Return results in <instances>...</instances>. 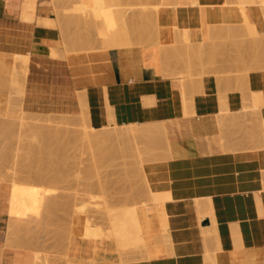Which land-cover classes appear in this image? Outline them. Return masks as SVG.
Masks as SVG:
<instances>
[{"label":"crops","instance_id":"0c3cea01","mask_svg":"<svg viewBox=\"0 0 264 264\" xmlns=\"http://www.w3.org/2000/svg\"><path fill=\"white\" fill-rule=\"evenodd\" d=\"M20 1L0 0V57L9 64L15 54L28 56L24 111L83 115L93 129L158 121L169 143L167 159L146 172L151 184L170 193L163 203L167 242L120 263L107 242L73 233L72 262L264 264V143L252 147L242 127L252 92L261 101L253 111L264 120V69L222 73L230 69L226 62L205 65L202 73L200 67L188 74L184 69L188 58L206 53L210 38L244 22L236 2L162 0L158 43L65 52L58 26L47 23L55 22L49 4L36 0L33 19L25 20ZM244 10L257 29L264 27L255 7ZM51 48L63 51L54 56ZM176 50H183L182 61L174 59ZM5 73L0 72V102L10 84ZM10 192L0 182V264H36L32 251L6 245L1 234Z\"/></svg>","mask_w":264,"mask_h":264},{"label":"rangeland","instance_id":"374dc122","mask_svg":"<svg viewBox=\"0 0 264 264\" xmlns=\"http://www.w3.org/2000/svg\"><path fill=\"white\" fill-rule=\"evenodd\" d=\"M95 1L93 2V0H85V1L84 0H40L41 3L49 4L52 15L55 18V22L52 19H49L47 23L57 25L59 30L61 28L60 33L62 38V46L65 52H70V51L80 52V51H90L94 49L122 48V47L133 46V44L147 45L148 43H153L152 41L154 40L155 43H158L159 41L157 40L158 39L157 32L159 31L158 17L160 18L159 9L162 6V3H160L162 2V0H95ZM237 1L238 0H230L229 2L230 3L236 2L238 6V10H241L239 12L241 13L245 21L248 19L247 14L244 10L245 5H249L250 7L252 6L255 7L262 14V17L264 19V0H248V1L245 0L246 2L245 1L243 2L242 0L240 2ZM250 1L253 2L250 3ZM20 3H21L20 6L21 18L25 20H32L36 6V0H33V2L21 0ZM98 7L99 10L101 9L100 11L97 9ZM145 11L147 14L145 13ZM153 11H156L158 15L155 12L154 14L151 13ZM126 12L129 13L130 15L126 14ZM124 13L126 14V17L124 16ZM141 13H143L144 16ZM86 14H88V16L90 15V17H88ZM80 20L81 23H84V25L86 26L82 24L80 27V25H78L77 23V21L79 22ZM84 20L85 22H88V24H85ZM75 21H76V26L73 25ZM247 21L245 24L243 22L238 25H232L233 28L232 26L226 27L224 29L226 33L223 36L216 35L210 38L208 43L209 49L206 51V53L203 52L202 54L199 55H193L191 58L187 59V62L186 61L184 62L185 72L188 74L193 68L200 67V70H198V72L202 73L204 72L203 69L205 65H210V64L221 65L224 64V62L230 64V69L228 71H224V70L220 71L222 73H226V72L247 73L249 70H253V69H264V27L262 29H257L256 25L250 21L248 22V24L251 23L252 26L251 25L249 26H251L252 28L251 27L249 28L248 25L247 28V26H245L247 24ZM67 22L70 24L68 25ZM86 28H88L87 31H85ZM90 29H92V31ZM83 30L85 32H83ZM133 30H135L134 33ZM80 34L82 37L80 36ZM89 37L92 38L89 39ZM83 39H85L88 42H84ZM218 48L220 49L218 50ZM252 48L253 50L255 49L256 50L255 52L253 51L251 55L254 53H255L254 55H256L257 54L256 52H258L259 55L262 57V59L258 55L257 57L258 59L254 58L255 62L253 61L254 60L253 55L252 57L251 55H249L250 52H252V50H250ZM241 49L243 53L244 51L249 50L250 52L248 51L247 53L249 54H247L246 56H249L250 58L247 57L246 60L245 59L243 60L242 58L243 57L245 58L246 56H244V54L241 52ZM52 50H54L55 52ZM56 50H57L56 48H52L50 49V53L51 54L54 53L56 55L59 49L57 50V52ZM176 52L177 53H175L174 59L177 60L179 59V61L181 59L182 61L183 59L182 51L179 52L178 50H176ZM210 52L212 54H209ZM241 53H242V57H241ZM210 55H213L214 57ZM238 55L240 57H238ZM12 57L13 58L11 63L8 64L10 66H6L7 68L6 67L3 68L6 71L5 74L9 76L8 78L10 82L6 92L7 99L3 102H0V182L7 183L11 187L10 196L8 198V212H7L6 223L4 224V228L2 229V233H1L5 238V244L8 246H11L12 244V246L15 245L17 247L29 249L30 251H32V253H34L33 258L37 264H84V263H73L70 257L68 256L69 239L73 235V233L87 239L92 238L95 241L107 242L110 248L109 249L110 253H112V255L116 254L120 263L133 258L132 256L134 255H143V253L145 255L147 253L150 254L149 246H152L154 248V251H156L157 249L156 247H159L160 245L166 243L168 240L167 229H166L167 227L164 221L165 214L161 215L164 212L161 213L162 211L159 207L161 203L162 205L161 207L163 208L162 202L164 203V201L167 199L168 196L165 199L162 197L163 193L161 194L162 196L158 195L159 193H157V195L161 196L163 199L156 196L154 199V195L151 196V194L153 193L151 194L149 192L147 193L148 189L146 182L150 186H152L151 188H154L156 186L151 184L150 182L151 180L150 176L152 175H149L146 172L153 165H156L167 159L168 157L167 153H169V147H168L169 143L166 144L167 146L166 149L164 141L157 139V137H156L157 139L156 141L155 137L154 138L152 137L156 135L154 132L151 135V138L153 139H150L148 136L146 137L149 138L148 140L145 138L144 139L137 138L134 139L133 141H129L131 142L130 144L129 142L126 143L127 146L130 147V150L129 147L126 146V144H125V148L124 147L121 148L123 150L125 149V151L128 149L129 151H127L126 153H123V150L121 151V149L120 151H118L119 148H117L118 150H116L115 148L116 151L114 150V152L111 154H106L105 149L103 150L101 149L99 150V152L98 151L94 152L95 149L91 151L90 148L87 147L88 145H86L83 139H85V136H87L88 134L95 132L96 129L91 128L89 124L86 123L83 115H79V116L70 115L69 120H62V122L59 123L60 125L59 124L58 125L62 127V129L73 128V130H76L74 128H77L78 130H76L75 132L71 131L73 133L71 135L69 134L70 138L68 132L66 133L65 131H59L61 133L59 134L60 136L62 135V132H65L67 134V135L65 134V136H63L62 139L65 148L59 149V146L61 147V145L59 144L62 143L60 142L62 141L60 140L61 138L58 136V138H60L59 139L60 141H58V138L56 136L57 140L53 138L56 140L54 141L52 137L50 138L49 136L51 135V133L53 135L55 133L54 132L55 130H53V132H51V130L50 131L48 130L47 132L48 133L50 132V134L48 135L47 133L48 136H46L43 135L44 133L42 134L43 131L46 132L47 130L46 128H44L45 130H43L42 132L39 131L41 130V128L40 129L38 128L39 130L34 127L32 128L33 125L35 126L41 124H49L47 122H44L43 119L41 118V117H45L46 115L42 113L33 114L26 112L22 109L21 101L23 96V82L26 76L24 74L25 73L27 74V69H28L27 67L23 68L22 66L23 63L24 66L28 65L25 64L24 62L26 59H27L26 62H28V56L23 54H15ZM206 57L208 58V61L206 60L207 59ZM237 57L238 59L240 58L241 61L240 60L238 61V59H236ZM259 57L261 59L260 61L263 60L262 63H257L259 62L258 61ZM209 58H212L213 60L210 59L211 60L210 61ZM235 59L237 61H235ZM1 60L3 59L0 57V61ZM17 60L21 62H18L17 64ZM233 62H236L237 65L234 64ZM237 62H241L242 64L238 65ZM19 64H21L22 66ZM252 95H258V93L252 92ZM255 108H257V106L255 105L254 100H252V109L250 110V117L242 118L243 120L242 127H244V129L246 130L248 137L250 138V141L252 143V147L257 146L259 144L261 145V141L264 143V138H263L264 120L260 118L257 119L256 114L253 111V109ZM48 116L52 118H55V116L56 117L59 116L58 118H61V116H63L62 118L69 117V116L50 114V113ZM30 124L32 126H30ZM50 124L56 126L55 123L53 122ZM53 126H51V128ZM111 127L112 126H110L108 129L110 130ZM123 127L124 125H115V129H121ZM260 129L262 131H260ZM35 132H39V134ZM57 133L58 131H56V134ZM85 133L87 135H85ZM157 134H158L157 136L159 137L160 134L159 133ZM39 135L40 136L42 135L43 137L42 136L39 137ZM55 135L53 137H55ZM38 137L40 139H38ZM46 137L50 139L46 140ZM42 138L46 140L47 144L52 139L51 144L59 145L58 149L60 151L65 150L64 154L56 153V156H54L55 154L53 153H55V151H58V149L55 151L50 149L49 152L48 151L49 149H47V147L53 148L54 145L50 147L49 144L47 146L45 144L46 142L45 143L42 142L41 145ZM39 140H40V144H39ZM158 141L160 142L158 143ZM32 142L33 144H29ZM56 142H60V143H56ZM123 142H120L119 144L123 145L124 144ZM38 145H40V147ZM131 145L133 147V151L131 149L132 148ZM41 146L44 149L41 148ZM145 146H147L151 150L146 149L147 147ZM55 147L57 146H54V149ZM34 148L35 150L36 148L39 149L37 150V152L39 151L38 152L39 154H37L38 157H40L42 152H44L42 154L43 156L48 153L50 155V153L52 152L51 155L56 157V159L59 158L57 160L58 161L57 163L54 161L55 159L52 160L53 156L52 158L50 157L51 155L45 156V160L49 159L48 156L50 157L49 161H52V164L55 165V166L53 165V168L56 167L55 172L53 171V169H51L50 171L47 170L48 168L46 169L47 171L43 169L46 168L44 167V165L46 164L48 165L50 164V162L48 163V160L47 161L42 160V162L45 161L46 164L44 162L41 163L40 159L42 158V156L39 158V162L42 165L44 164L42 166L43 168L41 167L40 163L37 161L38 159H36V154H35L36 151H33ZM103 152L105 155H103ZM115 152L116 153L119 152V153L115 155ZM121 152L123 153L122 155ZM137 152L140 154H138ZM94 153H96L98 157ZM98 154H100V156ZM32 155L35 158H33ZM105 156L106 158L103 161L102 159H104L103 157ZM136 157H137V161H136ZM94 159H96L95 162L97 164L93 162ZM107 159L108 161H106ZM132 159H134V161ZM97 160L100 161L99 162L100 164L98 163ZM30 163L32 164L34 163L35 165L34 164H33L34 166L32 164L30 165ZM52 164L51 166L48 165L47 167L51 168ZM29 167L32 169L31 171ZM39 167L43 169L44 172ZM26 168H28L27 169L28 171L26 170ZM39 170H41L42 173ZM137 170L139 172L141 171L142 174L139 173ZM41 174L44 177L39 176ZM142 177H145L146 180L145 183L143 182L145 180H142ZM136 186L139 187L142 186V190L141 187H140L141 191L138 189V187L136 189ZM133 187H135L136 191L132 193L131 189H133ZM143 190H146L145 192L147 194L145 193L142 194ZM136 192L138 195H136ZM166 193H164V195ZM148 196H150V198ZM41 199L42 200L45 199V201L47 200L51 201V203L50 202L48 203L47 201V203L45 204V201L43 200L42 202ZM148 199L150 200L148 201ZM42 203L48 205L49 209L47 210L48 207L46 206V211L50 210L51 213L50 211L49 214L48 212L43 211L45 209L44 207L45 205L43 206ZM52 203L54 209H52L51 206ZM152 203L153 205H151ZM42 207L44 209H42L41 211L40 208ZM155 208L157 210H154ZM148 210L149 212L147 213L146 211ZM151 213H154V217L152 216L153 214ZM82 216H84L85 218ZM142 216L144 219L142 218ZM149 218L150 219L153 218L152 222ZM144 221L147 222L148 227ZM128 222L130 224H128ZM142 222L146 224V226L142 224ZM153 223L154 224L156 223L157 225L156 224L154 225ZM131 224L134 225L133 226L135 227L134 229H132L133 227ZM129 225L131 228L129 227ZM127 228L128 230H126ZM134 232L137 233L138 235L137 234L134 235L135 234ZM127 233L130 234L126 235ZM148 233L151 234V236ZM107 236H109L110 238H108ZM112 238L114 240H112ZM120 238L122 240L121 242L116 241V240H120ZM124 238L126 239V241H124L125 243H123L122 246V244L120 243L123 242ZM20 239L22 240V242H20ZM9 241L11 243L10 245L8 244ZM132 242L133 243L135 242V244H133ZM136 245L137 247H135ZM126 246L128 247L130 246V247L128 248ZM92 262H94V264L95 263L98 264V262L95 261H91L90 264H93Z\"/></svg>","mask_w":264,"mask_h":264},{"label":"bare ground","instance_id":"6f19581e","mask_svg":"<svg viewBox=\"0 0 264 264\" xmlns=\"http://www.w3.org/2000/svg\"><path fill=\"white\" fill-rule=\"evenodd\" d=\"M26 1H28V2H33V0H26ZM84 1H85V0H84ZM94 1H95V0H93V2H94ZM240 1H241V0H238L237 2H240ZM242 1L244 2L245 0H242ZM246 1H248V0H246ZM246 1H245V2H246ZM95 2H96V1H95ZM124 2H125V1H124ZM157 2H158V1H157ZM159 2H160V1H159ZM223 2H224V1H223ZM243 2H241V3H243ZM251 2H253V1H250V3H251ZM83 3H84V2H83ZM96 3H97V2H96ZM96 3H95V4H96ZM160 3H162V2H160ZM256 3H257V2H256ZM84 4H85V3H84ZM93 4H94V3H93ZM196 4H197V2H196ZM254 4H255V2H254ZM85 5H86V4H85ZM88 5H89V4H88ZM97 5H98V4H97ZM97 5H96V6H97ZM90 6H91V5H90ZM96 6H95V7H96ZM254 6H255V5H254ZM252 7H253V6H252ZM97 9L99 10V7H98ZM125 9H126V8H125ZM91 10H92V9H91ZM100 10H101V9H100ZM100 10H99V11H100ZM102 10H103V9H102ZM123 10H124V8H123ZM155 10H156V9H155ZM85 11H86V10H85ZM138 11H139V9H138ZM239 11H241V10H239ZM262 11H263V10H262ZM90 12H91V11H90ZM147 12H148V11H147ZM154 12L156 13V11H153V12H151V13L154 14ZM88 13H89V12H88ZM98 13H99V12H98ZM145 13H146V11H145ZM145 13H144V14H145ZM149 13H150V12H149ZM126 14L130 15V14L127 13V12H126ZM126 14L124 13V16H125V17H126ZM131 14H132V13H131ZM136 14H137V13H136ZM141 14L143 15V13H141ZM146 14H147V13H146ZM156 14H157V13H156ZM159 14H160V13H159ZM86 15L88 16V14H86ZM99 15H100V14H99ZM150 15H151V14H150ZM157 15H158V14H157ZM101 16H102V14H101ZM131 16H132V15H131ZM143 16H144V15H143ZM88 17H90V15H89ZM133 17H134V16H133ZM139 17H140V16H139ZM139 17H138V18H139ZM145 17H146V16H145ZM155 17H156V16H155ZM58 18H59V17H58ZM67 18H68V17H67ZM72 18H75V17H72ZM85 18H86V17H85ZM129 18H130V17H129ZM149 18H150V17H149ZM245 18H246V17H245ZM78 19H79V18H78ZM89 19H90V18H89ZM142 19H143V17H142ZM156 19H157V18H156ZM75 20H76V19H75ZM82 20H83V19H82ZM108 20H109V19H108ZM133 20H134V19H133ZM133 20H132V21H133ZM139 20H140V19H139ZM158 20H159V17H158ZM247 20H248V19H247ZM247 20H246V21H247ZM59 21H60V20H59ZM128 21H129V20H128ZM141 21H142V20H141ZM156 21H157V20H156ZM244 21H245V20H244ZM246 21L244 22V24L246 23ZM68 22H69V21H68ZM68 22H67V23H68ZM82 22H83V21H82ZM84 22H85V20H84ZM145 22H146V21H145ZM248 22H250V21H247V24H246L245 26H247V25H248V26H249V25L252 26V24H251V23L248 24ZM58 23H59V22H58ZM67 23H66V24H67ZM77 23H78V25H80V27H81L82 24L84 25V23H81V20H80L79 22L77 21ZM80 23H81V24H80ZM93 23H94V22H93ZM153 23H154V22H153ZM234 23H235V22H234ZM61 24H62V23H61ZM69 24H70V23H68V25H69ZM85 24H88V22H85ZM91 24H92V23H91ZM91 24H89V25H91ZM129 24H130V23H129ZM129 24H128V26H129ZM73 25L76 26V21L73 23ZM118 25H119V24H118ZM155 25H156V24H155ZM155 25H154V27H155ZM207 25H208V24H207ZM213 25H214V24H213ZM220 25H221V24H220ZM61 26H62V25H61ZM84 26H86V25H84ZM116 26H117V25H116ZM211 26H212V25H211ZM248 26H247V28H248ZM251 26H249V28H250ZM131 27H132V26H131ZM133 27H134V26H133ZM142 27H143V26H142ZM144 27H145V26H144ZM175 27H176V26H175ZM226 27H227V26H226ZM139 28H140V27H139ZM182 28H183V27H182ZM220 28H222V27H220ZM232 28H233V26H232ZM251 28H252V27H251ZM71 29H72V28H71ZM71 29H70V30H71ZM75 29H76V28H75ZM87 29H88V28H86L85 31H87ZM94 29H95V28H94ZM133 29H134V28H133ZM141 29H142V28H141ZM141 29H140V30H141ZM146 29H147V28H146ZM157 29H158V28H157ZM172 29H173V28H172ZM184 29H185V28H184ZM68 30H69V29H68ZM73 30H74V29H73ZM79 30H80V29H79ZM90 30L92 31V29H90ZM129 30H130V29H129ZM129 30H128V31H129ZM140 30H139V31H140ZM158 30H159V29H158ZM219 30H220V29H219ZM231 30H232V29H231ZM256 30H257V29H256ZM60 31H61V28H60ZM77 31H78V30H77ZM85 31L83 30V32H85ZM101 31H102V30H101ZM105 31H106V30H105ZM134 31H135V30H133V33H134ZM145 31H146V30H145ZM79 32H80V31H79ZM106 32H107V31H106ZM140 32H141V31H140ZM181 32H182V31H181ZM208 32H209V31H208ZM251 32H252V29H251ZM75 33H76V32H75ZM94 33H95V32H94ZM100 33H101V32H100ZM129 33H130V32H129ZM131 33H132V32H131ZM160 33H161V32H160ZM176 33H177V32H176ZM176 33H175V34H176ZM178 33H179V32H178ZM218 33H219V31H218ZM220 33H221V32H220ZM77 34H78V33H77ZM85 34H87V33H85ZM88 34H89V33H88ZM91 34H92V33H91ZM211 34H212V33H211ZM211 34H210L209 38L212 36ZM261 34H262V33H261ZM98 35H99V34H98ZM106 35H107V34H106ZM116 35H117V34H116ZM132 35H133V34H132ZM147 35H148V34H147ZM258 35H259V34H258ZM76 36H77V35H76ZM78 36H79V35H78ZM80 36H81V34H80ZM86 36H87V35H86ZM129 36H130V35H129ZM176 36H178V35H176ZM233 36H234V35H233ZM81 37H82V36H81ZM135 37H136V36H135ZM138 37H139V36H138ZM84 38H85V37H84ZM91 38H92V37H91ZM91 38L89 37V39H91ZM130 38H132V37H130ZM140 38H141V36H140ZM154 38H155V36H154ZM258 38H259V37H258ZM80 39H81V38H80ZM80 39H79V40H80ZM87 39H88V38H87ZM142 39H143V38H142ZM147 39H148V38H147ZM156 39H157V38H156ZM63 40H64V39H63ZM94 40H95V39H94ZM130 40H131V39H130ZM149 40H150V39H149ZM152 40H153V39H152ZM157 40H159V38H158ZM251 40H252V39H251ZM83 41H84V42H88V41H86L85 39H83ZM145 41H147V40H145ZM261 41H262V39H261ZM81 42H82V41H81ZM101 42H102V41H101ZM134 42H135V41H134ZM152 42L155 43V40L152 41ZM236 42H237V41H236ZM252 42H253V41H252ZM89 43H90V42H89ZM113 43H114V42H113ZM143 43H144V42H143ZM146 43H147V42H146ZM159 43H160V42H159ZM175 43H176V42H175ZM178 43H179V42H178ZM253 43H254V42H253ZM260 43H261V42H260ZM67 44H68V43H67ZM103 44H104V42H103ZM148 44H149V43H148ZM188 44H189V43H188ZM251 44H252V43H251ZM107 45H108V44H107ZM133 45H134V44H133ZM191 45H193V44H190V46H191ZM165 46H166V45H165ZM169 46H170V45H169ZM188 46H189V45H188ZM212 46H213V45H212ZM253 46H254V45H253ZM167 47H168V46H167ZM182 47H183V46H182ZM184 47H185V46H184ZM184 47H183V48H184ZM217 47H218V46H217ZM64 48H65V47H64ZM71 48H72V47H71ZM90 48H91V47H90ZM179 48H180V47H179ZM220 48H221V47H220ZM220 48H218V50H219ZM51 49H52V48H51ZM66 49H67V47H66ZM160 49H161V48H160ZM57 50H58V49H57ZM57 50H56V52H57ZM162 50H163V48H162ZM185 50H186V49H185ZM193 50H194V49H193ZM213 50H214V49H213ZM250 50H252V52H250L249 50H246V51L243 50V51H244V53H243V52H242V49H241V52L244 54V56H246L247 54H249V53H247L248 51L250 52L249 55H251V53H253V51L255 52L256 49L253 50V48H252V49H250ZM52 51H54V50H52ZM61 51H63V50H61ZM61 51L58 50V52H57L56 55H55L54 53H52V54H53L54 56H57V55H60ZM159 51H160V50H159ZM180 51H181V50H179V52H180ZM182 51H183V50H182ZM188 51H190V50L188 49ZM54 52H55V51H54ZM70 52H71V51H70ZM162 52H164V51H162ZM165 52H166V51H165ZM184 52H185V51H184ZM195 52H196V50H195ZM211 52H212V51H211ZM211 52H210L209 54H212ZM220 52H221V51H220ZM222 52H223V51H222ZM169 53H170V52H169ZM176 53H177V52H176ZM193 53H194V52H193ZM213 53H216V52H213ZM217 53H218V52H217ZM242 53H241V57H242ZM245 53H246V54H245ZM256 53H257V54H256L257 56L254 55L255 53L252 54V55H253V59H254V58H255V59H258L257 57H258L259 53H258V52H256ZM52 54H51V55H52ZM160 54H161V53H160ZM167 54H168V53H167ZM179 54H180V53H179ZM196 54H197V53H196ZM172 55H174V53H173ZM172 55H171V56H172ZM207 55H208V54H207ZM252 55H251V57H252ZM165 56H167V55H165ZM178 56H179V55H178ZM190 56H191V55H190ZM210 56L214 57L213 55H210ZM255 56H256V57H255ZM259 56H260V55H259ZM173 57H174V56H173ZM195 57H196V56H195ZM208 57H209V56H208ZM238 57H240V56L238 55ZM238 57H237L236 59H238ZM247 57L250 58L249 56H246L245 58L243 57L242 59H243V60H244V59L246 60ZM260 57H261V56H260ZM260 57H259V60H258L259 62H257V63H262V62H263V60L260 61V60L262 59V57H261V59H260ZM12 58H13V57H12ZM16 58H17V57H16ZM112 58H113V57H112ZM187 58H188V57H187ZM190 58H191V57H190ZM200 58H201V57H200ZM206 58H207V57H206ZM162 59H164V58H162ZM162 59H161V61H162ZM171 59H172V58H171ZM196 59H197V58H196ZM196 59H195V60H196ZM210 59H212V58H209V60H210ZM228 59H229V58H228ZM236 59H235V61H237ZM251 59H252V58H251ZM253 59H252V60H253ZM255 59L253 60L254 62H255ZM26 60H27V59H26ZM26 60H25L24 62H25V64H28V62H26ZM178 60H179V59H178ZM178 60L176 59V62H178ZM206 60L208 61V58H207ZM212 60H213V59H212ZM233 60H234V59H233ZM239 60L241 61L240 58L238 59V61H239ZM252 60H251V61H252ZM168 61H169V60L167 59L166 62H168ZM173 61H174V60H173ZM180 61H181V59H180ZM210 61H211V60H210ZM13 62H14V60H13ZM13 62H12V63H13ZM15 62H16V61H15ZM18 62H21V61H18V60H17V64H18ZM88 62H89V61H88ZM186 62H187V61H186ZM192 62H193V61H192ZM196 62H197V61H196ZM196 62H195V63H196ZM22 63H23V62H22ZM161 63H163V65L165 64V62H161ZM168 63H169V62H168ZM195 63H194V64H195ZM233 63L236 64V62H233ZM237 63H238V65H239V64H242L241 62H237ZM245 63H246V62H245ZM180 64H181V66L183 65V63H181V62H180ZM180 64H177V66L179 65V67L181 68ZM12 65H13V64H12ZM12 65H11V66H12ZM14 65H15V64H14ZM19 65H21V64H19ZM19 65H18V66H19ZM187 65H188V63H187ZM236 65H237V64H236ZM246 65H247V64H246ZM6 66H10V65H8L6 62H4V60H1V61H0V72H1L2 69H3L4 67H6ZM21 66H22V65H21ZM161 66H162V65H161ZM167 66H168V64H166V66L164 65V67H166V69H169ZM169 66H170V65H169ZM173 66H174V65H173ZM241 66H242V65H241ZM244 66H245V64H244ZM19 67H20V66H19ZM22 67L25 68V67H27V66H24V63H23V66H22ZM117 67H118V66H117ZM175 67H176V66H175ZM6 68H7V67H6ZM14 68H15V67H14ZM162 68H163V66H162ZM11 69H12V68H11ZM164 69H165V68H163V70H164ZM172 69H173V68H172ZM3 70H4V69H3ZM24 70H25V69H24ZM87 70H88V69H87ZM2 72H3V71H2ZM2 72H1V73H2ZM24 75H26V73H25ZM96 84H97V83H96ZM102 87H103V86H102ZM103 88H104V87H103ZM84 89H85V88H84ZM85 92H86V91H85ZM259 95H260V94H259ZM105 96H106V95H105ZM260 96H261V95H260ZM260 96H259V97H260ZM81 97L83 98L84 95L81 96ZM257 97H258V95H252V100H254L256 106H257L258 103L261 102V101H260V102H259V101L257 102V99H258ZM84 100H86V98H85ZM86 101H87V100H86ZM82 102H84L85 104L87 103V102H85V101H83V100H82ZM82 104H83V103H82ZM86 105H87V104H86ZM86 105H84L85 108H86ZM87 108H88V107H87ZM87 111H88V109H87ZM33 114H34V113H33ZM40 114H41V113H40ZM45 115H46L45 117H41V118L43 119L44 122H47V123H49V124H41V125H35V126H34V125L32 126V125L30 124V126H32V128H33V127H34V128H37V129H38V128H39V129L41 128V130L38 129V130L41 131V132H42L43 130H45L44 128H46V129H47L46 132H44V131L42 132V134L44 133L43 135L48 136V135L50 134V132H49V133L47 132L48 130H49V131L51 130V132H53V130H55V131H54L55 133H54L53 135H52V133H51V135H49V136H50V138L52 137V139L55 138L56 140H57V138H58V136H59L61 139L58 138V141H60V140L63 139V136H65V134H66L67 132H68V135H69V134L71 135V134L73 133V132H71V131H74V132H75L76 130H78L77 128H74V129H76V130H73V128H72V129H71V128H69V129H67V128H66V129L63 128V129H62V127L59 126V125H60L59 123L62 122V120H69L70 115H64V116H69V117H64V118H62L63 116H61V118H58L59 116H58V117L55 116V118H52V117H49V116H48L49 114H47V113H45ZM38 117H40V116H38ZM36 118H37V117H36ZM109 119H110V118H109ZM112 121H113V120H112ZM52 122L55 123L56 126L51 125L50 123H52ZM110 122H111V119H110ZM211 122H212V121H211ZM222 122H223V121L219 122V124L222 123ZM226 122H227V121H226ZM114 123H115V122H114ZM203 123H204V121H203ZM35 124H37V123H35ZM38 124H39V123H38ZM58 124H59V125H58ZM109 124H110V123H109ZM217 124H218V123H217ZM219 124H218V125H219ZM3 125H4V124H3ZM115 125H116V124H115ZM115 125H114V127L112 126L113 128L111 127L110 130L108 129L110 126H109V127H105V126L103 127V126H102V128L96 129V131L93 132V133H90V134H88V135L85 133V135H87V136H85V139H83V140L85 141L86 145H88L87 147H89L91 151L95 149L94 152H95V151H98V152H99V150H101V149H102V150L105 149V153H106V154H111V153L114 152L115 148H116V150H118L117 148H119L118 151H120V149H121L122 147L125 148V144H126V143H128L129 141H133L134 139H137V138H142V139H144V138H145V139L148 140L149 138H150V139H153V138L155 137V140H156V141H157V139L164 141V143H165V147H166V149H167L166 144L168 143V141H167V138L165 137V136H166V135H165V127H164V124H163L162 122H158V121H157V122H152V123H140V124H139V123H129V124H123L124 127L121 128V129H115ZM210 125H211V124H210ZM210 125H209V127H210ZM51 126H53V127L51 128ZM89 126H90V125H89ZM204 126H205V125H204ZM260 126H261V125H260ZM263 126H264V125H263ZM8 127H9V126H8ZM261 128H262V127H261ZM9 129H10V128H9ZM112 129H113V130H112ZM263 129H264V128H263ZM35 131H36V129H35ZM56 131H58L57 134H56ZM59 131H65L66 133H65V132H62V135L60 136L59 134H61V133H60ZM260 131H262V130L260 129ZM263 131H264V130H263ZM41 132H40V133H41ZM69 132H70V133H69ZM85 132H86V131H85ZM87 132H88V131H87ZM154 132H155L156 135H155V136H152L153 138H151V135H152V133H154ZM257 132H258V131H257ZM31 133H32V132H31ZM31 133H30V134H31ZM35 133H38V134H39V132H35ZM47 133H48V135H47ZM63 133H64V134H63ZM157 133L160 134L161 137H160V136H159V137H160L161 139L157 136V135H158ZM262 133H263V132H262ZM38 134H36V135H38ZM55 134H56V135H55ZM258 134H259V133H258ZM54 135H55V137H53ZM66 135H67V134H66ZM70 135H69V138H70ZM263 135H264V134H263ZM41 136H42V135H41ZM41 136L39 135V137H41ZM56 136H57V138H56ZM72 136H74V135H72ZM72 136H71V138H72ZM148 136H149V138H146V137H148ZM39 137H38V139H40ZM42 137H43V136H42ZM156 137H157V139H156ZM257 137H258V136H257ZM262 137H263V136H262ZM36 138H37V137H36ZM44 138H45V136H44ZM44 138H42V140H41V145H42V142L45 143L46 140L50 139V138L46 137V140H45ZM82 138H84V137H82ZM255 138H256V137H255ZM263 138H264V137H263ZM52 139H51V141H52ZM55 139H53V140L56 141ZM59 139H60V140H59ZM64 139H65V138H64ZM73 139H74V137H73ZM155 140H154V141H155ZM259 140H260V139H259ZM34 141H35V140H34ZM51 141H49L48 144H47V142H46L45 144H46L47 146L50 144L49 146L51 147L52 145H54V144H51ZM54 141H53V142H54ZM123 141H124V142H123ZM60 142H62V143H60ZM60 142H56V143H60L59 145H61V147H60L59 145L55 144L54 146H57V147H55V149H54V146H53V148H48V147H47V149H49L48 151L50 152V149H52L53 151H55V150L58 149V146H59V149H63V148H65V147H64L63 140L60 141ZM120 142H123L124 144H123V145H120V144H119ZM159 142H160V141H158V143H159ZM44 143H43V145H44ZM114 143H116V144H114ZM130 143H131V142H129V144H130ZM148 143H149V142H148ZM162 143H163V142H162ZM29 144H33V142H32V143H29ZM39 144H40V140H39ZM116 145H117V146H116ZM158 145H159V144H158ZM163 145H164V144H163ZM163 145H162V146H163ZM29 146H30V145H29ZM38 146L40 147V145H38ZM38 146H37V148H38ZM62 146H63V147H62ZM126 146H127V144H126ZM34 147H35V145H34ZM127 147H129V146H127ZM131 147H132V145H131ZM145 147H147V146H145ZM168 147H169V146H168ZM32 148H33V147H32ZM37 148H36V150H35V148H34V150H33V151H36L35 154H36V159H38L37 161L39 162V158L42 156V158L40 159L41 163L44 162V163L46 164L45 161L48 160V163L50 162V164H48V165L51 166L52 161H49V159H50V157L52 158V156H53V155H51L52 152L50 153L51 156L49 155V153H48V154H45V155L43 156L42 154H43L44 152H42L41 155H40V157H38L37 154H39V153H38L39 151L37 152V150H39V149H37ZM41 148H43V147L41 146ZM45 148H46V147H45ZM160 148H161V147H160ZM162 148H163V147H162ZM43 149H44V148H43ZM43 149H42V150H43ZM59 149H58V151H55V153H53V154H55L54 156H56V153H57V154H64V151H65V150L60 151ZM96 149H97V150H96ZM131 149H132V151H133V147H132ZM146 149H149V148L147 147ZM164 149H165V148H164ZM52 150H51V151H52ZM116 150H115V151H116ZM122 150H123V149H121V151H122ZM129 150H130V147H129ZM129 150L127 149V150L125 151V149H124V150H123V153H126V152L129 151ZM149 150H151V149H149ZM29 151H30V150H29ZM31 151H32V150H31ZM124 151H125V152H124ZM163 151H164V150H163ZM46 152H47V150H46ZM46 152H45V153H46ZM61 152H62V153H61ZM148 152H149V151H148ZM148 152H147V153H148ZM100 153H101V152H100ZM118 153H119V152H118ZM118 153L115 152V155L118 154ZM123 153L121 152V155H122ZM137 153H138V152H137ZM149 153H150V152H149ZM92 154H93V153H92ZM94 154H96V153H94ZM130 154H131V153H130ZM135 154H136V152H135ZM138 154H140V153H138ZM167 154H168V153H167ZM33 155H34V154H33ZM33 155H32V157L35 158ZM46 155H49V156H50V157L48 156L49 159H47V157H46L47 160H45V156H46ZM98 155L100 156V154H98ZM103 155H105L104 152H103ZM126 155H127V154H126ZM128 155H129V153H128ZM54 156H53V159H52V160L55 159L54 161L58 163L57 160H58L59 158L56 159V157H54ZM96 156H97V154H96ZM110 156H111V155H110ZM133 156H134V155H133ZM139 156H140V155H139ZM162 156H163V155H162ZM97 157H98V156H97ZM121 157H122V156H121ZM134 157H135V156H134ZM134 157H133V158H134ZM33 158H32V159H33ZM43 158H44V159H43ZM93 158H94V157H93ZM100 158H101V157H100ZM103 158H104V159H102V158H101V159L104 161L105 158H106V156L103 157ZM109 158H110V157H109ZM111 158H112V157H111ZM138 158H139V157H138ZM142 158H143V157H142ZM112 159H113V158H112ZM42 160H45V161L42 162ZM95 160H96V159H94L93 162H94L95 164H97V163L95 162ZM99 160H100V159H99ZM109 160H110V159H109ZM132 160L134 161V159H132ZM139 160H142V159H139ZM143 160H144V159H143ZM152 160H153V159H152ZM161 160H162V159H161ZM35 161H36V160H35ZM97 161H98V160H97ZM106 161H108V159H107ZM106 161H105V163H106ZM136 161H137V157H136ZM30 162H31V161H30ZM99 162H100V161H98V163H99ZM101 162H102V161H101ZM124 162H125V161H124ZM35 163H36V162H35ZM39 163H40V162H39ZM41 163H40V165H41V167H42L44 164L42 165ZM126 163H127V162H126ZM137 163H138V162H137ZM140 163H141V162H140ZM31 164H32V163H30V165H31ZM33 164H34V163H33ZM33 164H32V165H33ZM37 164H38V163H37ZM65 164H66V163H65ZM99 164H100V163H99ZM102 164H103V163H102ZM132 164H133V163H132ZM34 165H35V164H34ZM34 165H33V166H34ZM38 165H39V164H38ZM48 165L46 164V165H44V167H46V168H43V167H42V168L45 169V170L48 168L47 170H49V171H50L51 169H53V171L55 172V168H56V167L53 168V165H54V164H52V167H51V168L47 167ZM113 165H114V164H113ZM54 166H55V165H54ZM56 166H57V165H56ZM135 166H136V165H135ZM29 168H30V167H29ZM32 168H33V167H32ZM39 168H40V167H39ZM57 168H58V167H57ZM27 169H28V168H26V170H27ZM37 169H38V167H37ZM40 169H41V168H40ZM43 169H41V170L44 172ZM117 169H118V168H117ZM137 169H138V168H137ZM31 170H32V169L30 168V171H31ZM41 170H39V171H41ZM47 170H46V171H47ZM57 170H58V169H57ZM27 171H28V170H27ZM42 171H41V173H42ZM132 171H133V170H132ZM137 171H138V170H137ZM134 172H135V171H134ZM138 172H139V171H138ZM38 173H39V172H38ZM139 173H141V171H140ZM263 173H264V172H263ZM57 174H59V173H57ZM57 174H56V176H57ZM134 174H135V173H134ZM141 174H142V173H141ZM141 174H139V175H141ZM39 176H42V174L39 175ZM42 177H44V176H42ZM42 177H41V178H42ZM45 177H46V176H45ZM37 178H38V177H37ZM142 180H145V177H142ZM170 180H171V179H170ZM143 182L145 183L146 180L143 181ZM263 182H264V180H263ZM144 183H143V185H144ZM146 184H147V189H148L147 193H148V192H149L150 194L153 193V194H151V196L154 195V199H155V196H156V197H159V198H162V197H163V198L166 199V197L170 194V193L167 194V193H166L167 191L165 192V191H162V190H158L157 187L151 188L152 186H150L147 182H146ZM146 184H145V185H146ZM54 186H55V185H54ZM137 187H138L139 190H140V187H141V190H142V186H140V187H139V186H136V189H137ZM133 189H134V190H133ZM133 189H131V190H132V191H131L132 193L136 191V190H135V187H133ZM143 189H144V187H143ZM145 189H146V186H145ZM141 190H140V191H141ZM145 191H146V190H143V191H142V194H143V193L147 194ZM155 192H156V193H155ZM170 192H171V191H170ZM128 193H129V192H128ZM138 193H139V192H138ZM157 193H159L158 195H161V194L163 193V194H162L163 196H162V195H161L162 197H161V196H158ZM164 193H166V194L164 195ZM140 194H141V192H140ZM136 195H138L137 192H136ZM139 196H141V195H139ZM146 196H147V195H146ZM164 196H165V197H164ZM129 197H130V196H129ZM144 197H145V196H144ZM148 197L150 198V196H148ZM125 198H126V197H125ZM151 198H153V197H151ZM163 198H162V199H163ZM167 198H168V197H167ZM45 199H46V198H45ZM45 199H43V200L45 201ZM132 199H133V198H132ZM41 200H42V199H41ZM43 200H42V202H43ZM52 200H53V199H52ZM149 200H150V199H148V201H149ZM47 201H48V200H47ZM47 201H45V204L47 203ZM161 201H162V200H161ZM161 201H160V202H161ZM201 201H202V200H201ZM49 202L51 203V201H48V203H49ZM155 202H156V201H155ZM209 202H210V200H209ZM149 203H150V202H149ZM200 203H201V202H200ZM45 204L42 203L43 206H44ZM162 204H163V202H162ZM49 205H50V204H49ZM151 205H153V203H152ZM155 205H156V204H155ZM40 206H41V205H40ZM46 206L48 207V205H45V206H44L45 209L42 207V208H40V210L42 211V209H44L43 211L48 212V214H49V211H50V210H49V211H46ZM51 206H52V209H54V207H53V203L51 204ZM161 206H162V205H161V203H160L159 207H160V209H161V211H162L161 213H163L164 210H163V208H162ZM163 206H164V205H163ZM57 207H58V206H57ZM259 207H260V206H259ZM201 208H203V206H202ZM48 209H49V207L47 208V210H48ZM150 210H151V207H150ZM154 210H157V209L155 208ZM52 211H53V210H52ZM159 211H160V210H159ZM146 212L148 213L149 210L146 211ZM152 212H153V209H152ZM156 212H158V211H156ZM258 212H259V211H258ZM39 213H40V212H39ZM50 213H51V211H50ZM40 214H41V213H40ZM43 214H45V213H43ZM48 214H47V215H48ZM149 214H150V213H149ZM151 214H153L152 216L154 217V213H151ZM155 214H156V213H155ZM164 214L166 215V213H163V214H161V215H164ZM55 215H56V214H55ZM119 215H120V214H119ZM143 215H144V214H143ZM161 215H160V216H161ZM42 216H43V215H42ZM48 216H49V215H48ZM121 216H122V215H121ZM123 216H124V215H123ZM148 216H149V215H148ZM155 216H156V215H155ZM51 217H52V216H51ZM82 217H84V216H82ZM144 217H146V216H144ZM150 217H151V216H150ZM84 218H85V217H84ZM142 218H143V216H142ZM142 218H141V219H142ZM156 218H158V217H156ZM156 218H155V219H156ZM159 218H160V217H159ZM143 219H144V218H143ZM146 219H147V218H146ZM146 219H145V220H146ZM149 219H150V218H149ZM149 219H148V220H149ZM155 219H154V220H155ZM162 219H163V218H162ZM162 219H160V220H162ZM150 220H151V222H152L153 218H151ZM156 220H157V219H156ZM164 221H167V220L165 219ZM164 221H163V222H164ZM40 222H42V221H40ZM126 222H127V221H126ZM129 222H130V220H129ZM129 222H128V224H130ZM144 222L147 224L146 221H144ZM151 222H150V223H151ZM160 222H161V221H160ZM47 224H48V223H47ZM142 224H144V223L142 222ZM146 224H144V225L146 226ZM153 224H154V223H153ZM155 224H156V223H155ZM155 224H154V225H155ZM159 224H160V223H159ZM161 224H162V223H161ZM131 225H132V224H131ZM156 225H157V224H156ZM126 226H127V225H126ZM133 226H134V225H132V227H133ZM135 226H136V225H135ZM129 227H130V225H129ZM147 227H148V224H147ZM149 227H151V226H149ZM153 227H154V226H153ZM158 227H159V226H158ZM166 227H167V225H166ZM130 228H131V227H130ZM134 228H135V227H133L132 229H134ZM145 228H146V227H145ZM161 228H162V227H161ZM159 229H160V228H159ZM164 229H165V228H164ZM55 230H56V229H55ZM126 230H128V228H127ZM155 230H156V229H155ZM133 231H134V230H133ZM165 231H166V230H165ZM236 231H237V230H236ZM143 232H144V231H143ZM143 232H142V233H143ZM154 232H155V231H154ZM134 233H135V232H134ZM128 234H130V233H127L126 235H128ZM132 234H133V233H132ZM136 234H137V233H135L134 235H136ZM146 234H147V233H146ZM148 234H149V233H148ZM238 234H239V233H238ZM58 235H59V234H58ZM60 235H61V234H60ZM126 235H125V236H126ZM137 235H138V234H137ZM149 235L151 236V234H149ZM206 235H207V234H206ZM111 236H112V235H111ZM129 236H130V235H129ZM59 237H60V236H59ZM107 237L110 238L109 236H107ZM112 237H113V236H112ZM119 237H122V236H119ZM130 237H131V236H130ZM148 237H149V236H148ZM239 237H240V235H239ZM61 238H62V237H61ZM113 238H114V237H113ZM113 238H112V240H114ZM131 238H132V237H131ZM143 238H146V237H143ZM58 239H60V238H58ZM88 239H89V238H88ZM91 239H92V238H91ZM103 239H104V238H103ZM110 240H111V239H110ZM61 241H62V240H61ZM116 241H120V242H121L122 240H121V238H120V240H116ZM124 241H126L125 238H124L123 242L120 243V244H122V246H123V243H125ZM129 241H130V240H129ZM136 241H137V240H136ZM142 241H143V240H142ZM146 241H147V240H146ZM20 242H22L21 239H20ZM147 242H148V241H147ZM128 243H129V242H128ZM128 243H127V245H128ZM132 243H133V242H132ZM136 243H137V242H136ZM149 243H150V242H149ZM8 244H9V245L11 244L10 241H9ZM15 244H16V243H15ZM21 244H23V243H21ZM133 244H135V242H134ZM146 244H147V243H146ZM234 244H235V243H234ZM130 245H131V242H130ZM137 245H138V244H137ZM137 245H136L135 247H137ZM207 245H208V244H207ZM11 246H12V244H11ZM13 246H15V245H13ZM118 246H119V245H118ZM118 246H117V248H118ZM122 246H121V248H122ZM133 246H134V245H133ZM139 246H140V245H139ZM241 246H242V245H241ZM7 247H8V246H7ZM15 247H16V246H15ZM124 247H125V245H124ZM126 247H128V246H126ZM129 247H130V246H129ZM129 247H128V248H129ZM135 247H133V248H135ZM141 247H142V246H141ZM141 247H140V248H141ZM169 247H170V246H169ZM212 247H213V246H212ZM12 248H13V247H12ZM119 248H120V247H119ZM156 248H157V249H156V251H157L159 247H156ZM165 248H166V247H165ZM170 248H171V247H170ZM124 249H125V248H124ZM141 249H142V248H141ZM138 250H139V249H138ZM145 250H146V249H145ZM122 251H124V250H122ZM116 252H118V251H116ZM143 252H144V251H143ZM119 253H120V252H119ZM135 254H136V253H135ZM143 254H144V253H143ZM147 254H148V253H147ZM147 254H146V255H147ZM157 254H158V253H157ZM120 255H121V254H120ZM153 255H154V254H153ZM167 255H168V254H167ZM131 256H132V255H131ZM135 257H136V256H135ZM203 257H204V256H203ZM129 258H130V257H129ZM125 259H126V258H125ZM213 259H214V258H213ZM209 260H211V259H209ZM36 261H37V260H36ZM140 261H141V260H140ZM203 261H204V260H203ZM123 262H124V261H123ZM134 262H135V261H134ZM206 262H207V261H206ZM92 263L94 264V262H92ZM33 264H34V263H33ZM36 264H37V263H36ZM95 264H96V263H95Z\"/></svg>","mask_w":264,"mask_h":264}]
</instances>
